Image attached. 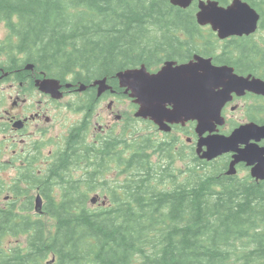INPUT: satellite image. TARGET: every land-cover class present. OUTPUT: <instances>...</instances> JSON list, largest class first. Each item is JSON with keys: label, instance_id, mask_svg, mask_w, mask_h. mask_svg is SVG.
<instances>
[{"label": "trees", "instance_id": "obj_1", "mask_svg": "<svg viewBox=\"0 0 264 264\" xmlns=\"http://www.w3.org/2000/svg\"><path fill=\"white\" fill-rule=\"evenodd\" d=\"M245 1L264 14V0ZM0 11L18 16L9 26L19 50L61 79L110 80L214 50L197 42L195 9L169 0H1ZM77 138L25 185V210L33 188L43 198L38 220L0 211V264H264V182L226 174L224 161L193 166L185 154L175 169L170 148L153 161L144 140L110 139L96 150ZM93 195L105 205H91ZM8 236L26 245L6 251Z\"/></svg>", "mask_w": 264, "mask_h": 264}, {"label": "flooded vegetation", "instance_id": "obj_2", "mask_svg": "<svg viewBox=\"0 0 264 264\" xmlns=\"http://www.w3.org/2000/svg\"><path fill=\"white\" fill-rule=\"evenodd\" d=\"M199 1L197 0V11ZM229 1L231 0H226L224 4ZM16 22L17 15H5L0 11V29L4 26V34L0 33V196L6 194L0 200V211L12 210L21 218L24 216L38 220L43 209L37 211L35 201L41 195L33 188L29 193L33 197V206L25 210L22 207V194L27 191L25 185L28 181L34 183L39 177H45L49 167L55 164L57 155L77 137L82 142V148L96 150L110 139H121L122 143L131 145L144 140L149 144V154L153 161H156L157 151L170 148L174 159L181 160L185 154L186 159L191 158L192 165H196L200 141V127L196 117L170 125L168 131H160L150 117L145 120L136 118L139 110L137 97L132 90L126 95V90L122 87L124 81H120L117 73L110 80L106 77L82 82L75 75L68 74L61 79L44 69H38L35 62L18 48L17 34L9 26V23ZM263 27L264 15L261 14L259 28ZM254 36H232L215 40L218 47L208 54L199 55L197 52L183 61L164 60L155 67L140 64L129 69L144 66L148 73L154 74L166 62H173L174 66L184 65L193 61L196 56L209 58L215 67L231 69L234 79L228 77L224 87L231 99L221 109L224 123L212 131L230 136L233 131L242 127V131L246 133L236 149L242 151L245 160L231 168L235 154L230 152L217 158L216 162H226L227 169L230 168L231 175L237 179L259 183L264 182L261 170L264 162V44L257 46V42L251 43ZM246 41L251 44L250 47H246ZM99 81L105 83L97 84ZM195 89L192 94L193 115L196 114L199 93L198 88ZM109 97L123 100L127 109L119 114L114 110V102L109 101L105 115L112 121L104 124L103 103ZM171 108L172 105L165 104L166 110ZM67 109L78 112L79 119H65L57 128L56 119ZM184 115H188L187 110ZM141 123L146 125V131H136V125ZM254 132L255 136L251 135ZM207 136L208 132L203 134L204 138ZM249 149L254 150L255 154L250 153ZM182 167L183 165L180 168ZM84 169L78 171L79 178L85 174ZM114 177L110 181H114ZM14 184L20 189L19 192L16 191V197L12 194ZM99 199L95 196L94 205L104 206L103 202H97ZM22 239L20 245L25 246L26 238Z\"/></svg>", "mask_w": 264, "mask_h": 264}, {"label": "water", "instance_id": "obj_3", "mask_svg": "<svg viewBox=\"0 0 264 264\" xmlns=\"http://www.w3.org/2000/svg\"><path fill=\"white\" fill-rule=\"evenodd\" d=\"M192 0H171L174 5L186 8ZM201 11L197 15V21L201 25L209 24L213 31L217 32L220 39L231 35H249L256 29L259 19L258 14L247 4L235 0L227 8H221L216 2L200 3ZM196 62L173 68L172 63H167L156 75H149L144 68L141 70L119 73L117 77L124 81L123 87L132 90L137 96L140 108L136 116L146 119L150 117L163 131H167L168 124H176L181 120L197 118L202 136L205 132H212V124L222 125L221 108L229 100L225 87V68H217L211 65L209 59L195 57ZM99 81L97 84H103ZM198 88V99L195 113L192 114V94ZM222 87L223 90L220 88ZM220 89V90H217ZM165 104L172 105V110H166ZM188 115H184L185 111ZM184 115V116H183ZM239 128L231 136L210 135L206 139H200L199 149L205 147L200 158L208 161L228 153L235 152V162L245 160L242 151L235 148L246 131ZM256 132L251 135L255 136ZM255 154L252 149L248 150ZM264 152V150H263ZM264 161V159H263ZM264 176V162L261 164ZM228 174H232L229 172ZM37 203V208H39Z\"/></svg>", "mask_w": 264, "mask_h": 264}, {"label": "rangeland", "instance_id": "obj_4", "mask_svg": "<svg viewBox=\"0 0 264 264\" xmlns=\"http://www.w3.org/2000/svg\"><path fill=\"white\" fill-rule=\"evenodd\" d=\"M205 1V0H204ZM202 29H200V37L198 39V43H200V45L204 46L207 45L211 48L214 47L217 48L218 45L215 44V37L211 34V32L209 31V27L208 26H203L201 27ZM0 33L4 34V26L1 27L0 29ZM2 36V35H1ZM257 42V44H256ZM263 42V43H262ZM251 43L256 44L257 46L264 44V27L261 28L259 30V32L254 36L253 41ZM113 101L114 102V110L116 112H118L119 114H122V111L127 109V105H125V102L123 100H119V99H115L112 97L107 98V100L103 103V113L104 115L106 114V105L108 104L109 101ZM75 98L72 102V104H74ZM80 117V114L76 111H70L69 109H67L66 111L63 112L62 116L59 117L58 119H56V123H57V128L59 127L58 125L61 124L65 119L70 118L71 120L77 121ZM104 124L107 123V121H112L109 120V116L105 115L104 116ZM97 122V120L95 121ZM94 125V123H93ZM122 131V130H121ZM136 131H146V127L144 126V124H138L136 125ZM184 161L182 160H177L175 159L174 161V167L175 169H178L179 167H181L182 165H184ZM117 178V174L115 175L114 179ZM4 196H6V194H3L0 196V200H3ZM22 238H26L24 237H6L4 239V242L2 243V247L7 251L9 248H12L14 246H20L19 244L22 243L23 239Z\"/></svg>", "mask_w": 264, "mask_h": 264}]
</instances>
